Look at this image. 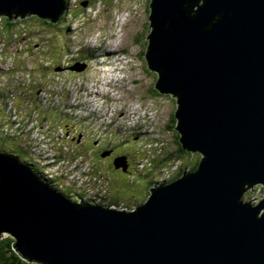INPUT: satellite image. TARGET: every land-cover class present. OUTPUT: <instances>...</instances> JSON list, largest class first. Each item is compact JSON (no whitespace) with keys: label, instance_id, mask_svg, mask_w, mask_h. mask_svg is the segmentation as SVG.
I'll return each mask as SVG.
<instances>
[{"label":"water","instance_id":"95a60500","mask_svg":"<svg viewBox=\"0 0 264 264\" xmlns=\"http://www.w3.org/2000/svg\"><path fill=\"white\" fill-rule=\"evenodd\" d=\"M150 8L155 87L177 98L179 142L203 157L126 212L75 201L0 154V236L13 237L29 262L264 264V199L243 200L264 186V0H152ZM64 10L65 0H0L10 20L56 23Z\"/></svg>","mask_w":264,"mask_h":264},{"label":"rangeland","instance_id":"374dc122","mask_svg":"<svg viewBox=\"0 0 264 264\" xmlns=\"http://www.w3.org/2000/svg\"><path fill=\"white\" fill-rule=\"evenodd\" d=\"M65 1L67 2V0ZM75 1L76 0H70L69 9L65 3L64 13L68 15L65 18L60 33L55 32L53 26L44 29H39V25L31 27L33 25L32 20L34 14H28L25 18L19 17L14 20L18 21V19H21V24L13 29L12 33L21 32V34H23L24 31L30 27L33 31L40 32L44 30V37H59L60 39L57 54H59L58 58L62 59H58V61H65V59L69 60L77 50V60L79 62L84 61L86 67L87 65L95 67L85 68L82 72L76 73H64L57 65L53 66L54 72L52 73H47L45 70H33V67L41 68L39 62L44 64V60L39 61V59L36 58L39 53V50H36L35 52H31L27 57L28 66L15 67V69H13L12 65H10L9 71L0 72V89L6 85H20V83H24L25 85H48L51 84V82H54V87L63 86L64 89L67 88L66 86L94 89V87L105 83V81L119 79L122 84L116 91L117 98L114 104L117 107V113H120V109L125 110V108H131L128 112L130 113L136 109V106H138L142 111H146L147 115L150 114L156 124L158 121L159 133L157 130L152 132L151 126H149V123H146V119H139L135 114V118L132 119V124L128 123L123 125L124 133H119L122 140H118L117 144H111L107 142L106 139L109 137L111 142L116 141L112 136L117 134L116 131H118L120 126V119L108 116L107 118L104 117L105 122L104 120H97V116L100 119H103V114L102 110L99 109L101 106H94V115L97 116H93V114H82L83 116L76 118V124L85 125V128L87 127V132H94L96 140L94 141L88 136L86 131L83 130L82 134H77L74 131L71 139L72 142L70 141L71 150L73 151V149H75L76 153L78 151L80 154L79 158H83L84 160L81 162L78 171L63 169L64 177L61 175L58 177L52 172L53 158L47 157V149H43V146H35L34 150L37 154L39 167H44L39 168L42 170L44 176L46 175V177L50 179L54 178L58 179V181L60 180V184L63 182V187L66 186L69 190L77 191L81 195L82 192L87 194V197L83 200L75 199L70 195L73 200L99 205L104 208L107 207L105 203H109L110 206L107 207L109 209L132 212L141 205L145 200V197L147 200L149 199L150 195H147V191H149L150 184L152 186L154 182L155 187L156 185L161 186L167 183L166 180L170 177V175L168 176L167 168L171 167V164L173 165L177 163V174L182 170L183 166V171L188 172L190 171V167L192 169L197 164L200 156H198L199 154L194 155L195 153L193 152H191V155L179 153L176 132L171 134L164 128L167 126L166 121L168 123L169 120L175 118L174 114L177 110V99L172 95L165 96L166 94H162L164 96L161 97H155L152 90L155 88L158 77L155 73L149 70L147 61L140 58L143 54V44H141L142 37L146 36L147 39L151 32L149 24L151 0H94V4L91 7H89L88 4L86 5V13L81 14L77 19L72 15V8L74 7L73 2ZM112 6L113 8H111ZM5 19H7L6 16H0V25H2L3 31H5ZM85 21L90 23H86L84 28H82ZM28 23L31 24L28 25ZM91 27L92 30L90 31L89 28ZM32 30H30V36L35 40L37 45H39L40 49L43 48V43L39 41L37 34ZM110 37H117L116 42L118 48L115 49V54L108 53L107 48L109 47H107L106 44H83L97 43V41H100L103 38ZM1 39L2 37L0 36V40ZM137 39L139 42L136 41ZM80 44H82L83 47H80ZM147 48L148 46L146 45V50ZM123 49L128 50L130 54L123 52ZM85 53L95 55H92L89 58L87 57L85 60H81V57L79 58L80 54ZM48 55L51 59L55 56L53 52ZM30 56L34 57V62H29ZM54 64H56V62H54ZM117 64H120V66H116ZM110 66L116 67L111 68ZM37 72H40L38 76L36 75ZM25 89L27 90V88ZM43 91L44 90H42V92ZM27 92L30 93L28 102H34L33 93H31V91ZM35 93L38 94L39 90H35ZM74 102L75 96H67V103ZM28 107L27 111L32 108V103H29ZM19 109L22 108L20 107ZM1 110H4V108L0 105V116ZM7 113L8 112H5L6 117H8ZM54 113H57V115L61 114L58 109H55ZM132 115L133 113L129 114L128 119H130ZM17 116H19L18 113ZM96 122L98 124H96ZM155 123H153V125H155ZM172 124L175 127V129L172 130L176 131V123L172 122ZM14 125L20 129H26L23 127H27V119H19V123L15 122L13 127ZM10 128L11 130L13 129L12 126ZM11 130H9V132H11ZM31 130L34 132L33 129ZM13 132H16L15 129ZM152 133L159 137V143L161 142V139L166 142L167 145L165 151L164 149L159 148V145L154 146L149 143L150 141H153ZM68 135H70V133H68ZM80 135L83 139L82 141L80 140L81 138H79ZM31 136L34 137V133ZM100 139L102 142H100ZM77 140H79L78 145L74 142ZM88 142L97 146L89 148L90 143L88 144ZM102 143H104L103 155L105 156L110 155L112 149L115 150L116 155H120V160H127L128 155L129 162L127 163H130L128 173L117 170L119 166L116 164V159L114 161L115 168L109 167L106 159V162H104V165L100 168L102 162H100L98 158L102 157H96V159L93 155L98 146H101L102 148ZM84 145H86V150H84ZM125 145L127 146L125 147ZM27 146L29 145L27 144ZM83 154H86L88 157ZM59 158L61 159V155ZM168 158H171V160ZM100 169H102L104 173L99 171ZM48 170H50V172ZM136 170L137 172H135ZM94 172L97 174V180H94L92 177V173ZM86 173L89 176L90 183L84 184L83 182L86 183L88 178V176H85ZM159 173L162 175H159ZM81 177H83L84 180ZM99 177L102 178L101 182L104 181L106 184V192H104L103 189L93 188L95 183L92 181H95L96 183L99 182ZM172 179L175 180L177 177H172ZM109 180H111V190L109 189ZM56 184H58V182ZM105 184L102 183L104 186ZM263 189L264 187L262 188L261 185L255 186L245 194L243 200L254 204L260 203L264 199ZM61 190L67 195L70 194L63 189ZM110 192H112V195H110ZM2 235L4 238L3 240L5 241L6 238L10 237L7 234Z\"/></svg>","mask_w":264,"mask_h":264},{"label":"built area","instance_id":"2783aa9c","mask_svg":"<svg viewBox=\"0 0 264 264\" xmlns=\"http://www.w3.org/2000/svg\"><path fill=\"white\" fill-rule=\"evenodd\" d=\"M78 3V0L73 2V6ZM77 7V6H76ZM95 16V15H94ZM87 22L85 21L82 28ZM33 27V26H31ZM27 28L23 34L13 33L14 37L5 35L0 40V72L9 71V66L12 65V68L28 66L27 57L31 52L39 50L36 58L39 61L44 60V64H41V68L33 67V70H45L47 71L48 67L51 66L52 60L48 57V54L58 53V45L60 44V39L44 37L43 31H33L32 29ZM44 29V28H43ZM2 30V25H0V31ZM30 30L37 34L39 41L43 43V48L40 49L39 45L35 40L30 36ZM117 37L103 38L97 43H83V44H106L108 53L115 54V49L118 48L116 42ZM113 40V41H112ZM82 47V44H80ZM91 53V52H87ZM29 62H34V57H29ZM77 63V50L73 54L72 58L65 61H57L56 64L58 67H67L70 64ZM104 65V64H103ZM54 63L52 64V67ZM116 66H120L117 64ZM116 66H110L111 68ZM95 66H88L86 68H93ZM119 79H111L105 81L103 84L94 87V89H82V87H54V82L48 85H30L20 83V85H6L0 89V105L4 108L1 110L0 116V130L3 134H9L7 132V124L9 122L19 123V119H27L26 129L34 130L33 141H29L32 146H43V149H47V157L53 158V167L52 172L54 175L63 176V169H70L78 171L80 169L81 162L84 161L83 158H79L75 149L71 150L70 141L72 139L73 132L77 134H82L83 130L86 131L89 137L94 141L96 136L94 132H87V127L85 125L76 124V117H81L82 114H93L94 115V106H101L103 119H100L97 116V120H104L105 116H113V118L120 119V126L116 135L112 136L116 141H110L111 139L107 137L106 141L111 144H117L118 140H122L119 136V133L123 132V125L132 124V119L135 118H145L146 123H149L152 129V132L158 130V126L153 125V118L150 114H146V111H142L136 106V109L128 113L130 109L125 108V110L120 109V113H117V107L114 105L117 98V90L120 88ZM27 88V90L25 89ZM35 90H39V93L36 94ZM42 90H44L42 92ZM31 91L34 96L37 97V100L34 102H28L30 98ZM67 96H75V103H67ZM27 101V102H26ZM29 103H32V108L27 111L29 108ZM89 103V104H87ZM22 109H19V108ZM58 109L61 114L54 113V110ZM5 112H8V117H6ZM17 113L19 116H17ZM133 115L128 119L129 114ZM42 115V117H41ZM116 115V116H115ZM63 121H68L66 127L64 126ZM94 125V124H92ZM70 133V135H68ZM19 139H26L23 136H17L16 134H10ZM153 141L149 143L157 146L159 148L166 150V142L161 139L159 143V137L152 133ZM72 142V141H71ZM100 142L102 140L100 139ZM104 143H102L103 145ZM110 144V145H111ZM73 146V144L71 143ZM61 155V159L59 156ZM57 159V160H56ZM38 167H39V163ZM176 164H171V167L167 168L168 176L171 175V172L176 173ZM175 165V166H174ZM44 168V167H39ZM82 174V172H81ZM90 174V173H89ZM85 176H88L86 173ZM64 177V176H63ZM84 180V178L82 177ZM96 180V178L94 177ZM102 178L99 177V182H95L93 185L94 189H103L106 192V184L102 185ZM168 179L166 180V182ZM90 183L89 176L86 180V183ZM61 186L64 184L61 182ZM59 189V188H57Z\"/></svg>","mask_w":264,"mask_h":264},{"label":"trees","instance_id":"16d2710c","mask_svg":"<svg viewBox=\"0 0 264 264\" xmlns=\"http://www.w3.org/2000/svg\"><path fill=\"white\" fill-rule=\"evenodd\" d=\"M66 5L68 6V9H69V6H70V0H67V2H65ZM83 3H87L88 6H92L94 4V0H80L78 1V3L72 8L73 10V16L74 18H79L81 16V14H85L86 13V9H87V6H83ZM151 3H152V0H151ZM150 3V4H151ZM77 6V7H76ZM113 8V6L111 7ZM71 9V8H70ZM151 9V8H150ZM68 14H65L64 13V16L62 18L59 19V23H64L65 22V18ZM3 17V16H2ZM34 18L33 19H36V20H32L33 22V25L32 26H37L39 25L40 28L39 29H43V28H47V27H52L54 23L50 22L51 20H48V19H41L40 17L34 15L33 16ZM7 19H5V22L4 24L7 26L4 25V29L5 31L1 30L0 31V36L3 37L5 35H8V36H11V37H14L13 33H12V30L15 29L16 27H18L20 24H21V19H18V21H14V20H10V18H8L6 16ZM63 19V20H62ZM7 20V21H6ZM62 20V22H61ZM26 22V21H25ZM87 23H90V22H87ZM31 23H28V25H30ZM150 24V23H149ZM56 28H58V26H56ZM54 30V29H53ZM137 41L139 42V40L137 39ZM148 43L149 41L147 40V46H148ZM94 56L95 54H80L81 56V60H85L87 57H91V56ZM55 61L54 62H57V57L55 56ZM143 60H146V55L143 56V54L141 55V57ZM139 58V59H140ZM59 60H61L62 58H58ZM57 65V64H54V66ZM54 68V67H52ZM149 70L152 71L153 73L156 74V76L159 78V75L157 72L153 71L150 69V67L148 66ZM45 72V71H43ZM54 72V71H53ZM74 76V75H72ZM80 77V76H79ZM77 77V78H79ZM32 93V92H31ZM152 93L155 95V97H161V96H164L162 95L157 89L156 87L153 88L152 90ZM167 96V95H165ZM169 96V95H168ZM173 96V95H172ZM32 97V96H31ZM177 99V98H176ZM37 100V97L34 96V104ZM68 121H63L62 123H64V126L66 127V124H67ZM172 122H175L176 123V127H177V120L176 118H173L171 120H169V122L167 123L166 121V124L167 126H165L164 128L166 129V131H168L169 133L173 134L175 131L172 130V129H175L174 125L172 124ZM13 125L12 122H9L7 124V129H9V125ZM13 127V126H12ZM10 130V129H9ZM9 130H7V132H9ZM17 132H9V134H3L0 130V154H11V155H14L16 156L17 158H19L22 162H25L27 164H29L33 169H35L38 173H40L42 176H44L43 172L41 169H39L38 167V158H37V154H36V151L34 150L35 149V146H32L31 147V144L29 141H33V138L31 135L34 133L31 129L30 130H26V129H20V128H17L16 129ZM158 133H159V130H157ZM15 133L17 136H23V137H26V139H19L18 137H15L13 135H10V134H13ZM31 134V135H30ZM179 139H180V135L179 133L177 132V143L179 145V153H185V154H188V155H191V152L185 150L181 143L179 142ZM27 144L29 146H27ZM127 145H125L126 147ZM177 149V148H176ZM178 151V150H177ZM76 153V152H75ZM178 153V152H176ZM178 153V154H179ZM199 154L198 156L199 157V161L197 162V164L191 169L190 167V171L189 172H192L194 170L197 169L198 167V164L202 158L201 154L200 153H195L194 155H197ZM76 155L79 157V152L77 151ZM84 156L88 157L86 154H83ZM179 156V155H178ZM179 158V157H177ZM171 160V158H168ZM169 168V167H168ZM184 166L182 168V170H180V172L177 174V173H173L171 172V175L172 177H179V175L181 176L183 173H184ZM189 170V169H188ZM187 171V170H186ZM102 173H104L103 171H101ZM96 172L92 173V177L94 179V177L96 178ZM159 175H162L161 173H159ZM47 180H49L50 182L54 183V185L56 186V188H59V189H63L65 191H67L68 193H70L69 195H72L75 199H79V200H83L84 198L87 197V194L85 192H82V195L79 194L77 191H74V190H69L66 186L65 187H62L60 182L58 181V179H50L48 177H46V175L44 176ZM170 177V178H172ZM95 180V179H94ZM97 180V179H96ZM92 181V180H91ZM58 182V184H56ZM93 183H95V181H92ZM104 182V181H103ZM101 182V183H103ZM111 180H109V189L111 190ZM154 182H153V187H154ZM151 186V184H150ZM151 187V188H153ZM157 187V185L155 186ZM264 186H262L263 188ZM264 190V189H263ZM150 192V191H149ZM151 193V192H150ZM110 195H112V192H110ZM76 201V200H75ZM105 205L107 207L110 206L109 203H105ZM10 236V235H9ZM3 235L0 236V263L1 264H35V263H32V262H29L27 260H25L20 253H18L16 251V249L14 248V244H15V241L13 239V237H8L6 238V241L3 240ZM39 264V263H38Z\"/></svg>","mask_w":264,"mask_h":264},{"label":"flooded vegetation","instance_id":"af4514ba","mask_svg":"<svg viewBox=\"0 0 264 264\" xmlns=\"http://www.w3.org/2000/svg\"><path fill=\"white\" fill-rule=\"evenodd\" d=\"M34 20V19H33ZM137 41V40H136ZM141 43V42H140ZM137 44H139V43H137ZM141 44H143V56H145L146 55V45H147V39H146V36H143L142 37V43ZM145 51V52H144ZM52 54V53H51ZM56 57H57V60L56 61H58V56H59V54H57V53H53ZM55 56L51 59L50 58V56L48 55V57L52 60V64L54 63V61H55ZM81 56H79V58H80ZM77 63H81V62H79L78 60H77ZM52 64H51V66L50 67H48V69H47V73H52L53 71H54V69L52 68ZM72 65H74V63L73 64H70L69 66H67V67H64V68H62V71L64 72V73H69V72H72V73H76L75 71H72V70H70L69 69V67L70 66H72ZM40 74V72H37L36 73V75L38 76ZM146 99H149V98H146ZM176 132V134H177V130L175 131ZM79 138H81L80 140L82 141L83 139H82V137H81V135L79 136ZM75 142V144L76 145H78V143H79V140H77V141H74ZM90 142H88V144H89ZM90 146H89V148H91V147H96L97 145H94V144H92V143H90L89 144ZM86 145H84V150H86L87 148L85 147ZM88 148V149H89ZM103 148H104V146L102 145V148H101V146H98V148H96V150H95V154L93 155V157L94 158H96V157H102V158H98L99 159V161L100 162H102V164L100 165V168L102 167V165H104V162H106V160H107V162H108V165H109V167H113V168H115V166H114V161H115V159H116V161L120 158V155H116L115 154V150H113L112 149V151H111V154L110 155H107V156H105V155H103ZM93 149H95V148H93ZM92 153V152H91ZM125 157V156H124ZM97 159V158H96ZM106 159V160H105ZM127 162H129V158H128V155H127V160H126ZM117 163V162H116ZM128 164V163H127ZM128 169V170H127ZM129 169H130V163L127 165V168L126 169H124L123 167H118V169L117 170H119L120 172H124V173H128L129 172ZM138 170V169H137ZM137 170L135 171V172H137ZM99 171H102V169H100ZM139 172V171H138ZM138 174V173H137ZM139 175V174H138ZM151 187L152 186H150L149 187V191H151ZM149 191H147V195H150V192ZM146 197H145V200L142 202V203H144V202H146Z\"/></svg>","mask_w":264,"mask_h":264},{"label":"bare ground","instance_id":"6f19581e","mask_svg":"<svg viewBox=\"0 0 264 264\" xmlns=\"http://www.w3.org/2000/svg\"><path fill=\"white\" fill-rule=\"evenodd\" d=\"M65 2H66V1H65ZM72 15H73V13H72ZM72 17H73V16H72ZM73 19H74V18H73ZM74 33H75V32H74ZM82 47H83V46H82ZM85 48H86V47H85ZM88 48H89V47H88ZM82 52H83V51H82ZM91 53H92V52H91ZM123 55H124V54H123ZM118 57H119V56H118ZM95 59H96V58H95ZM107 60H108V59H107ZM110 60H111V59H110ZM83 62H84V61H83ZM88 62H89V61H88ZM88 62H87V63H88ZM94 62H95V61H94ZM91 63H92V62H91ZM99 63H101V62H99ZM90 66H91V65H90ZM88 71H89V70H88ZM113 71H115V70H113ZM106 73H107V72H106ZM111 73H112V72H111ZM110 75H111V74H110ZM161 94H162V93H161ZM74 103H75V102H74ZM99 109L101 110V108H99ZM142 109H143V108H142ZM95 114H96V113H95ZM82 116H83V115H82ZM107 117H108V116H105V118H107ZM76 118H77V117H76ZM152 118H153V117H152ZM109 119H110V118H109ZM139 119H140V118H139ZM108 121H109V120H108ZM108 121H107V122H108ZM104 122H105V120H104ZM14 123H15V122H12V124H14ZM153 123H155V122L153 121ZM96 124H98V123L96 122ZM138 124H139V123H138ZM79 125H80V124H79ZM155 125H157L158 128H159V123H158V121H157V124L155 123ZM11 126H13V125H11V124L9 125V129H10V130H11V128H10ZM126 126H127V125H126ZM149 126H150V124H149ZM102 127H103V126H102ZM12 128H13V129H12L13 131H14V129H15V131L17 132L16 129L19 128V127H16V126L14 125V127H12ZM133 128H134V127H133ZM13 131H12V132H13ZM113 132H114V131H113ZM160 132H161V131H160ZM13 134H15V133H13ZM160 138H161V137H160ZM40 152H42V151H40ZM193 153H194V152H193ZM45 155H46V154H45ZM201 156L203 157L202 153H201ZM42 158H43V157H42ZM46 161H47V160H46ZM51 162H52V161H51ZM44 163H45V162H44ZM116 164L118 165V162H117ZM125 164H127V161H125ZM118 166H119V165H118ZM127 170H128V169H127ZM48 171L50 172V170H48ZM48 171H47V172H48ZM194 171H195V170H194ZM50 174H51V173H50ZM179 176H180V175H179ZM81 178H82V177H81ZM177 178L179 179V178H181V177H177ZM172 180H173L172 178L168 177V181H167V182L169 183V182H171ZM59 181H60V180H59ZM85 186H86V185H85ZM251 189H252V188H251ZM249 190H250V189H249ZM116 207H117V206H116ZM114 208H115V207H114ZM136 209H137V208H136Z\"/></svg>","mask_w":264,"mask_h":264},{"label":"clouds","instance_id":"9594fccd","mask_svg":"<svg viewBox=\"0 0 264 264\" xmlns=\"http://www.w3.org/2000/svg\"><path fill=\"white\" fill-rule=\"evenodd\" d=\"M89 7H91V6H89ZM34 16V15H33ZM63 20V19H62ZM59 21V20H58ZM56 22V23H54L53 24V29H54V31L55 32H57V33H60L61 32V28H62V26H63V24L64 23H59V22ZM62 22V21H61ZM56 26H58V28H56ZM89 30L91 31L92 30V27L91 28H89ZM61 70H62V67H59ZM77 72V71H76Z\"/></svg>","mask_w":264,"mask_h":264}]
</instances>
